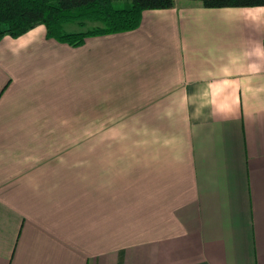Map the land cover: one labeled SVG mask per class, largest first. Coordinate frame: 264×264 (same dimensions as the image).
<instances>
[{
    "label": "crops",
    "instance_id": "0c3cea01",
    "mask_svg": "<svg viewBox=\"0 0 264 264\" xmlns=\"http://www.w3.org/2000/svg\"><path fill=\"white\" fill-rule=\"evenodd\" d=\"M0 264H264V7L5 37Z\"/></svg>",
    "mask_w": 264,
    "mask_h": 264
},
{
    "label": "trees",
    "instance_id": "16d2710c",
    "mask_svg": "<svg viewBox=\"0 0 264 264\" xmlns=\"http://www.w3.org/2000/svg\"><path fill=\"white\" fill-rule=\"evenodd\" d=\"M119 0H0V42L17 39L38 26H44L47 38L78 48L91 37L114 35L139 28L144 11L172 6L174 0H129L122 8ZM205 9L264 7V0H188ZM89 24L96 26L88 28ZM80 31L66 32V26Z\"/></svg>",
    "mask_w": 264,
    "mask_h": 264
},
{
    "label": "rangeland",
    "instance_id": "374dc122",
    "mask_svg": "<svg viewBox=\"0 0 264 264\" xmlns=\"http://www.w3.org/2000/svg\"><path fill=\"white\" fill-rule=\"evenodd\" d=\"M129 3H130L129 0H119V1H115L114 4H115V6L117 8H122V7H124L125 5H127ZM94 26H96V24H89L88 28H91V27H94ZM65 31L66 32H72V31H80V30L77 27H75V26L69 25V26L65 27Z\"/></svg>",
    "mask_w": 264,
    "mask_h": 264
}]
</instances>
